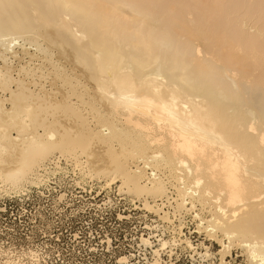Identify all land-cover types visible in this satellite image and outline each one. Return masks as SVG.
Masks as SVG:
<instances>
[{
    "label": "bare ground",
    "instance_id": "1",
    "mask_svg": "<svg viewBox=\"0 0 264 264\" xmlns=\"http://www.w3.org/2000/svg\"><path fill=\"white\" fill-rule=\"evenodd\" d=\"M68 170L264 264V0H0V196Z\"/></svg>",
    "mask_w": 264,
    "mask_h": 264
},
{
    "label": "rangeland",
    "instance_id": "2",
    "mask_svg": "<svg viewBox=\"0 0 264 264\" xmlns=\"http://www.w3.org/2000/svg\"><path fill=\"white\" fill-rule=\"evenodd\" d=\"M18 64L15 60V66ZM49 179L44 187L30 186L20 197L0 196V252L37 251L41 264H158L152 247L144 246L142 238H160L163 231L156 230L163 224L120 192V183L105 190L104 183L83 179L72 170L57 172ZM187 220L179 239L183 242L187 236L198 254L179 242L173 254L170 248L161 253L163 263L222 264L220 245L198 232L190 216ZM158 238L151 239L154 248ZM203 243L211 248V257L199 255L205 254L200 247ZM238 256L240 250H234L227 261L243 264V257Z\"/></svg>",
    "mask_w": 264,
    "mask_h": 264
},
{
    "label": "built area",
    "instance_id": "3",
    "mask_svg": "<svg viewBox=\"0 0 264 264\" xmlns=\"http://www.w3.org/2000/svg\"><path fill=\"white\" fill-rule=\"evenodd\" d=\"M41 258V255L37 251H23L19 254L13 251L0 252V264H7V262L13 261H17L19 264H41Z\"/></svg>",
    "mask_w": 264,
    "mask_h": 264
}]
</instances>
